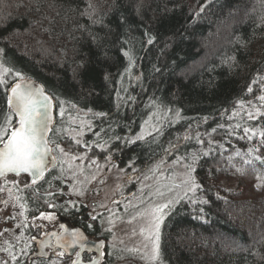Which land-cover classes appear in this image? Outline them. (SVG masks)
I'll use <instances>...</instances> for the list:
<instances>
[{
  "label": "trees",
  "instance_id": "obj_1",
  "mask_svg": "<svg viewBox=\"0 0 264 264\" xmlns=\"http://www.w3.org/2000/svg\"><path fill=\"white\" fill-rule=\"evenodd\" d=\"M0 58V124L10 85L31 79L55 106L91 113L82 145L53 127L50 146L99 158L105 147L139 166L174 149L195 158L199 187L162 224V264H264V114L232 121L231 137L224 131L236 107L254 100L264 72V0H0ZM155 110L177 118L129 143ZM256 125L260 143L250 145L259 159L229 160L228 146L244 147L238 134ZM54 184L46 172L27 188L26 217L55 204ZM85 213L70 212L89 235L104 234Z\"/></svg>",
  "mask_w": 264,
  "mask_h": 264
},
{
  "label": "rangeland",
  "instance_id": "obj_2",
  "mask_svg": "<svg viewBox=\"0 0 264 264\" xmlns=\"http://www.w3.org/2000/svg\"><path fill=\"white\" fill-rule=\"evenodd\" d=\"M5 73L6 69L0 58V81L3 80ZM255 82L257 94L254 100L238 105L232 115L227 117L225 138L235 135L231 125L235 119L239 120L244 114L249 119V113H252L253 118L264 114V100L259 99L264 96V72ZM52 111L54 117L50 128L52 131L54 127V135L56 137L64 135L73 144L82 145L83 136L91 130V113L78 111L76 108L68 111L62 104L55 106L54 102ZM176 118L177 114L170 111L149 112L140 129L131 135L128 141L142 140L137 138L142 135L144 139L154 134L165 123ZM54 119L56 124L53 123ZM16 120L17 118L12 115V121ZM248 129L247 133L242 131L238 134L246 141L244 147L238 149L233 145L228 146L231 148L229 160L239 159L243 163L245 157L246 161L257 158L256 146L250 144H254L255 141L260 143V126ZM253 138L254 142H251ZM205 142L207 139L203 136L200 143ZM222 146L220 143L218 149H223ZM51 149L57 165L53 168L47 166L50 182L55 183L48 192L58 196L61 187L65 186V191H62L61 195L67 198L66 207L73 208L69 201L75 202L76 207H85L88 213L86 217L99 224L101 233L107 236L106 258L103 264H162L159 256L161 227L178 200L187 194L193 196L197 188H192L190 180L191 176L197 184L195 158L190 154L186 155V160L184 151L174 149L157 160L139 166L136 161L128 160L126 163L120 161L105 147H100L104 156L101 158L90 155L91 152L71 153L70 149L62 144H55ZM226 149L228 148L224 150ZM239 153H242L241 158L238 156ZM237 164L239 163L236 161L234 166ZM189 165L193 169L191 172ZM258 183L261 184L262 181ZM227 184L230 185L231 181L229 180ZM29 186V179L25 176L6 175L0 179V243H6L0 244V264H9L13 261L12 257L17 256L18 252L13 249V243L18 241L24 245L28 243L22 234L27 224L34 230L42 231V235L47 234L46 225H50L47 219L37 217L25 220L24 213L21 215L24 210L19 203L20 191L23 196L24 188ZM6 191L8 195L5 194ZM170 201L174 203H169ZM163 204L169 206L163 210L157 237L153 210ZM93 216L95 219H92ZM154 248L158 249L155 259Z\"/></svg>",
  "mask_w": 264,
  "mask_h": 264
},
{
  "label": "snow or ice",
  "instance_id": "obj_3",
  "mask_svg": "<svg viewBox=\"0 0 264 264\" xmlns=\"http://www.w3.org/2000/svg\"><path fill=\"white\" fill-rule=\"evenodd\" d=\"M152 42V39L148 40L149 44ZM124 55H128V53H124ZM249 91H251V88H249ZM10 92L11 95L7 97L9 113L18 119L13 122L12 115L5 114L4 121L0 124V145H2L0 146V176H5L8 173L19 176L22 173H27L33 178L32 183L35 184L37 179L44 178L48 164L54 163L56 159L54 156L51 160L48 159L51 151L48 137V133L51 131V116L48 111L50 107L49 97L44 94L41 87L20 83L11 86ZM259 99L264 100V96L259 97ZM249 103L251 102L249 101ZM100 115L104 114L101 113ZM252 118V113H249V119ZM9 125H11L10 128ZM248 130V128H245V133ZM137 139H143V136L141 135ZM128 142L134 143L135 141L129 140ZM189 170L190 172L193 171L191 165H189ZM190 180L192 188L199 187L191 176ZM48 195L51 196L53 193H48ZM169 203H174V201ZM69 204L71 207H75V202L69 201ZM53 206L49 204V207ZM168 206V204H163L153 210L157 237L160 221L163 218V210ZM21 215H23V212ZM39 218L51 220L54 219V215L41 212ZM33 219H36V217ZM92 219H95V217L93 216ZM61 227L64 226L61 225ZM88 227H92V225H88ZM78 235H80L79 230H76L73 236ZM102 244L103 242H101V246ZM59 255H63V253H59ZM156 255H158V249L154 248L153 259L156 258ZM12 259L15 260L16 257L13 256ZM92 264H95V261Z\"/></svg>",
  "mask_w": 264,
  "mask_h": 264
},
{
  "label": "flooded vegetation",
  "instance_id": "obj_4",
  "mask_svg": "<svg viewBox=\"0 0 264 264\" xmlns=\"http://www.w3.org/2000/svg\"><path fill=\"white\" fill-rule=\"evenodd\" d=\"M48 171V169H47ZM46 171V172H47ZM45 172V174H46ZM44 174V175H45ZM6 175H13L16 176L14 174H6ZM5 175V176H6ZM5 176H2L1 178H4ZM19 176H25L29 179L30 178L28 175L26 174H20ZM0 178V179H1ZM41 181V179L39 180ZM39 181H37L35 184H30V186H34L36 185ZM1 192H3V189L1 190ZM27 193V188H24L23 190V196H22V191H20V195H19V203L20 205H23V207H21L24 210V216H25V207H24V203H23V199L25 198V195ZM6 195H8L7 191L5 192ZM66 197L62 196V198L56 196L55 197V204H53L52 202H47V203H43L40 199L37 198L36 200V205L38 207V205L42 202L43 203V210L41 212L43 213H51L54 215V219L51 220H46L50 225H46V229L47 230V234L42 235L41 233H43L42 231H37L32 229V227L30 225H26L23 228V236L24 238L27 239V244L24 245V243H19L15 242L13 243L12 246L13 249H15L18 254L16 256V259L11 261V263L9 264H32L33 261H37L38 259H49L50 261H63L64 264H74V262L78 261L79 259V255H77V253H79V248H77L73 254L69 255L67 254L62 248L55 246L54 244V239L55 236L60 235L63 232V228L61 227V225L63 226H68L71 229H75V228H81L84 232V235L91 241H103L104 245L102 246V255L100 258V264H103L105 262V258H106V241H107V236H104L105 234H102L100 236H93V235H89L88 232L80 225L77 224L76 222V218H80V216H77L73 219V217L71 216L70 212L71 210H79L80 206L78 207H74V208H67L66 207ZM49 204L54 205L53 207H49ZM83 207V206H81ZM83 210H85V216L88 215L87 210L85 209V207H83ZM38 212L35 215H32L30 217H26L25 216V220H29L31 218L34 217H40V213ZM87 223V220H86ZM53 226H52V225ZM53 235V238L50 242V246L45 247V254L42 256H38L36 254L38 247L41 243L42 240H44V238H46L48 235ZM14 236V235H13ZM16 236V235H15ZM18 239H16L17 241ZM2 245H6V243L4 244L3 242L0 243ZM3 248H5V246H2ZM29 252V253H27ZM59 253H63V255H59ZM97 255L95 253H91V252H85L83 251L80 254V262L81 263H88L90 261H92ZM75 257V258H73ZM15 261H17L16 263H14ZM80 263V264H81Z\"/></svg>",
  "mask_w": 264,
  "mask_h": 264
},
{
  "label": "water",
  "instance_id": "obj_5",
  "mask_svg": "<svg viewBox=\"0 0 264 264\" xmlns=\"http://www.w3.org/2000/svg\"><path fill=\"white\" fill-rule=\"evenodd\" d=\"M15 83H20L22 85H29V86H35V87L43 88L42 85L34 82L31 79L19 80V81H16ZM15 83L10 85V87H9V89L7 91V97L9 95H11L10 88H11V86H14ZM44 94L49 97L50 107H49L48 111H49V114L51 116V122H52L53 117H54L53 111H52L53 110V100L50 97V95L48 93H46L45 91H44ZM49 148H50L51 151H50V155H49L48 159L51 160V158L54 156V154L52 152V149H51L50 145H49ZM56 165H57L56 159H55L54 163H49L48 164V166H50L52 168L55 167ZM8 174H14V173H8ZM22 174L28 175L29 178H30L29 183L33 184L32 183L33 178L29 174H27V173H22ZM14 175H16V174H14ZM1 177L2 176H0V178ZM39 180L40 179H37L36 182L39 181ZM76 230H79V234L80 235L74 237L73 233ZM52 238H53V235L51 234V235H48L46 238H44V240L41 241V243H40V245L38 247V250L36 252V254L38 256H42V255L45 254V252H44L45 247L50 246V242H51ZM101 242H103V241H91L84 235V232H83V230L81 228L71 229L67 225L63 227V232L60 235L55 236V239H54L55 246L62 248L69 255L73 254V252L77 248H79V259H78V261L75 262V264H80L81 263L80 262V254L83 251L95 253L97 256L92 261H90L88 263H81V264H92L93 261H95V264H100V258H101V255H102V246L104 245V242H103V244L101 246Z\"/></svg>",
  "mask_w": 264,
  "mask_h": 264
}]
</instances>
